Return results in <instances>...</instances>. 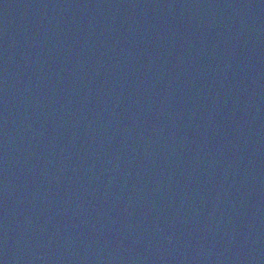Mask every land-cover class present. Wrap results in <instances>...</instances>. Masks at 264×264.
<instances>
[{"label": "water", "instance_id": "95a60500", "mask_svg": "<svg viewBox=\"0 0 264 264\" xmlns=\"http://www.w3.org/2000/svg\"><path fill=\"white\" fill-rule=\"evenodd\" d=\"M0 264H264V0H0Z\"/></svg>", "mask_w": 264, "mask_h": 264}]
</instances>
